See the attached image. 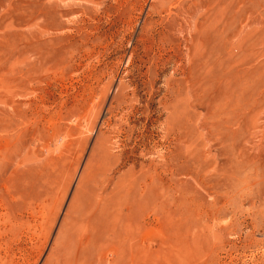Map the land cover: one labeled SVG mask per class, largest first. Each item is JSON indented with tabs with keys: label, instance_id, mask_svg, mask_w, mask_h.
<instances>
[{
	"label": "rangeland",
	"instance_id": "374dc122",
	"mask_svg": "<svg viewBox=\"0 0 264 264\" xmlns=\"http://www.w3.org/2000/svg\"><path fill=\"white\" fill-rule=\"evenodd\" d=\"M0 264H264V0H0Z\"/></svg>",
	"mask_w": 264,
	"mask_h": 264
},
{
	"label": "bare ground",
	"instance_id": "6f19581e",
	"mask_svg": "<svg viewBox=\"0 0 264 264\" xmlns=\"http://www.w3.org/2000/svg\"><path fill=\"white\" fill-rule=\"evenodd\" d=\"M201 11V10H200ZM196 14V13H195ZM199 15V14H198ZM194 17V16H193ZM195 17H196V15H195ZM198 17V16H197ZM184 19V18H183ZM190 20V19H189ZM186 21V20H185ZM192 21H194V20H192ZM15 22H16V20H15V17H12L11 18V20H10V22H9V25H11V26H13V25H15ZM187 24H188V22H186ZM179 24H181L182 25V23H179ZM186 24V26H188ZM194 26V25H193ZM195 27V26H194ZM177 31H178V29H176ZM182 29H180V31H181ZM179 31V32H180ZM177 33V32H176ZM190 42V41H189ZM191 43V42H190ZM189 49V48H188ZM187 54H188V52H187ZM237 95V94H236Z\"/></svg>",
	"mask_w": 264,
	"mask_h": 264
}]
</instances>
